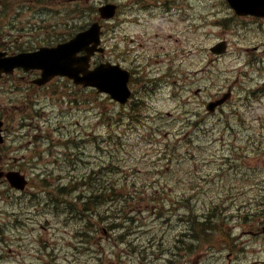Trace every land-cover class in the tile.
Segmentation results:
<instances>
[{
	"label": "rangeland",
	"instance_id": "rangeland-1",
	"mask_svg": "<svg viewBox=\"0 0 264 264\" xmlns=\"http://www.w3.org/2000/svg\"><path fill=\"white\" fill-rule=\"evenodd\" d=\"M1 1L6 3L7 8L4 12L11 14L15 13L17 4L22 0H0V6ZM77 1L79 2L75 7L77 12H80L83 7L86 6L89 11L88 14L93 15L95 18L98 17V14L95 13L96 8L106 0ZM192 2L196 5L198 11L202 12V14L199 15H202L203 18H205L207 16L205 10L211 6L209 0H203L202 4L193 0ZM221 2L222 0H219V3L217 2V4H219V9H224ZM227 13L230 14V11H227ZM17 15V21L12 26L6 25V23H9L10 21H4L1 18L0 26L5 23V26H3L1 30L8 32L11 30L10 28L21 27L25 14L19 12ZM227 18L229 17L223 16L221 21L216 22L217 26H223V28L229 30L231 22H228L226 20ZM133 26V24H129L127 25V28L131 30ZM202 28H206L208 33H213L209 38H213L216 34H221V37L224 35L222 29L213 27L211 18H207V21L203 22ZM114 30L115 28L113 27V29H111L109 24L105 25L104 42L109 49L113 48L118 43ZM236 31L242 36L240 43L244 46H252L260 39L264 42V36H255L252 29H246L240 25H236ZM13 32H23V30H13ZM61 33L67 34L68 30L66 28L61 29ZM130 33H132L131 36L135 39V41L130 44H133L134 46V54H138L141 50H136V46L141 41L138 38L137 32L130 31ZM227 34L231 33L227 31ZM197 35L198 31H196V36ZM224 37L228 40L232 38L229 35ZM128 39L129 36L127 30H125L124 40L120 45L124 47L127 46L129 44ZM235 46L236 49L241 52V48L237 45ZM228 48L229 54L225 58V62L221 65V68H232L238 73L244 67V61L240 57H235L236 52L234 46L229 44ZM246 52L249 53L250 50H246ZM241 54L244 55V52ZM109 55L112 57L111 59L114 60V52H109ZM255 56H261L262 62L259 63L260 66L248 65L247 67L251 71L260 69L256 77V82L257 84L262 85L263 82L260 80L264 78V52L261 54H255ZM122 57L130 59L127 50L123 52ZM141 78L142 76H140V79ZM242 79L247 80L245 77ZM163 81L167 82L165 77L163 78ZM182 83L183 81H181V85ZM198 85L203 87L202 83L199 82L197 85H192V87L187 89L185 87L166 88L165 85L150 88L147 94L141 96V105L137 103L133 111L131 110V117L133 119L131 122H124L121 118H118L116 106L108 100H106L103 108H99L98 95L91 93V98H96L95 100H91V104L72 105L70 107L68 103L60 102L55 103L54 106L50 105V108L44 109L40 113V127L46 122L48 127L44 126V128H48L49 132L53 133L55 138L59 141L65 134L59 131L58 126L66 124L71 134L83 133L97 136L100 141H95L94 145L101 144L103 146H108L105 139L108 137L112 129H116L119 136L115 137V143L120 145L124 153H128L132 157L131 160H135L134 165L131 167L134 171H138L136 175H132V172H124L123 174H127L128 178L131 177L136 182L164 181V179H166L165 182H186V189H182L181 186L178 185L169 186L167 188L168 200L173 201L177 194L182 192H186V194L192 192V195H197V198L193 199V202L189 206H186V211H188L190 215H195L196 212L206 207L204 203L208 204L209 202L216 200L218 194L222 195L223 193H226V189H229L233 182H252L256 180V176H254L250 181H241V177L238 175L240 171L237 170L238 172H236L233 166H228L224 156L227 153H232L234 151L233 147L238 146L244 147L245 151L249 153L250 147H247L252 144V142H250V135L258 134L264 124V93L258 98L250 95L248 106L232 109L227 107L223 110L217 111L214 116L209 117L203 105V96L207 91L201 94H195ZM248 85V83L244 84V87H247ZM57 96L62 98L64 95ZM101 111L104 114L101 116V119L105 121L104 125L97 120V115ZM166 112L172 114L168 116ZM129 113L130 112H123L122 115L125 117ZM187 116H190L189 119L191 123L189 124L186 121ZM119 119V125H116V121ZM227 122L230 123V126H227ZM74 123H81V125L77 124L74 126ZM192 123L193 125L190 126ZM237 126L242 130L247 129L249 132L244 134H242V132H240V134L233 132L232 128H236ZM227 128L230 132H227ZM192 134L196 135L191 136ZM91 139L93 140V138ZM86 145L89 147L91 142L86 143ZM263 147V143L255 145L256 151L261 150ZM164 148L169 149L170 153L176 154L174 162L169 166H166V163L164 162L152 163V161L158 158V151H162ZM193 152V158H191L189 154H192ZM233 157L234 156L231 158ZM85 160L89 161L85 163L87 166H97L99 164L97 150H93L91 147L85 156ZM255 162H257V164H254ZM193 163H195V167H198L195 170L205 173L206 175L210 174L215 179V182L204 183L202 182V178H198V176L188 178L186 170ZM243 167H245L243 170L245 174H249L250 169L258 171L262 169L264 170V153L258 156L248 154L246 163ZM162 168L164 169L162 174L154 173V169L160 170ZM218 172H221L219 177H214L215 175H218ZM61 173L69 174L71 172ZM57 174L58 173H54V177L57 176ZM160 177L164 179H161ZM114 179L118 183H121L124 180H118L116 177H114ZM51 181H53L52 177H48L44 180V182ZM54 181L57 182L56 180ZM128 182L133 181L130 180ZM219 187L223 188L219 189ZM116 190H118V193H122L127 191V188L119 186ZM141 191L151 193L157 191V189L144 188ZM134 196L136 197L138 195ZM142 197H149V194H145ZM101 200H104L102 201L104 208L109 199L103 197ZM64 201L66 200H59L57 206V214L64 217V219L60 220L59 217L58 219L48 217V222H45L43 219L42 224L44 228L38 227V232L35 233L43 235L46 242L52 243L53 247L57 250V252L54 251V253L57 254L55 256H57L58 262L66 263L65 261L68 262V258L69 264H131L133 262L135 259L133 253L137 250L133 249L128 254L122 242L119 241L118 243H114L113 239H108L110 236H105L104 233L102 234V231H99V228L101 227L100 224L104 218L99 216L96 218L90 217V221L89 217H86V225L82 229L81 223H76L75 221L70 223L68 221L69 218H66L67 216L75 218V214L72 211L77 205L71 203V208L67 209L68 203H66L64 205L62 204L60 207V204L64 203ZM163 203L165 204V209L163 210L154 204L159 208L157 212L160 214L166 213L170 209V205L166 202ZM92 212L90 214H92ZM174 214H177V212ZM173 216V213H171L166 216L165 219L172 218ZM104 223H107L109 226V232L112 236L118 235L114 226L115 216H112L110 220ZM146 224L148 223H145L144 225ZM57 226L58 229L56 228ZM0 229H3V226H1ZM147 229V231H149L148 233L152 230L156 232L160 231L158 224L148 225ZM88 231L91 235L86 234ZM91 240L93 241L91 242ZM101 240L103 241V244ZM216 241L217 239L214 240L215 243H212V245L216 246ZM98 245H100V248L102 249L101 254L92 252L93 248H97ZM259 246L261 250L258 248ZM206 247L209 254H211V250L215 249L210 245ZM163 253L164 252H159L157 256H154V264H159L163 261ZM184 254L186 256V264H202V260L206 257L203 256L200 250L195 252L187 251L186 245ZM51 256L53 255L51 254ZM72 256L74 259L73 262H71ZM244 256L245 258H251L252 260L264 259V240H257L249 243ZM145 257L146 256H143L142 260H144ZM212 260V264H228L226 251L220 253L214 250ZM168 264L175 263L169 261Z\"/></svg>",
	"mask_w": 264,
	"mask_h": 264
},
{
	"label": "flooded vegetation",
	"instance_id": "flooded-vegetation-1",
	"mask_svg": "<svg viewBox=\"0 0 264 264\" xmlns=\"http://www.w3.org/2000/svg\"><path fill=\"white\" fill-rule=\"evenodd\" d=\"M134 7L146 9H158L167 14L166 21L169 23L172 14H179L181 8L186 7V0H131ZM50 0H28L27 5L23 6L21 12H27V16L21 23L19 28H10L11 30L5 32L0 29V50L6 55H17L28 53L36 50L41 45H52L60 42L59 27L71 26L74 22L70 8L66 6L65 9L59 12L42 11V8H48ZM118 3V4H117ZM117 7L124 4V0H117ZM41 5V6H38ZM249 19L251 21H259L264 23V19L252 16H239L238 21L242 19ZM164 20L163 18L158 21ZM155 20L151 19L150 23L154 24ZM162 23L164 21H161ZM161 23V24H162ZM5 24V23H4ZM14 22L6 23L12 26ZM161 27V25H160ZM23 30V32H13V30ZM104 54H96V57H103ZM159 59H155L158 62ZM150 62L144 63L146 71L142 65H139L141 73L151 74L154 72L161 75L164 72L163 66H151L147 68ZM40 71L36 69L16 68L10 74H3L0 77V121H2L3 140L0 142V186L4 187L6 191H13L16 195L13 199L6 202L4 213L0 215L3 217V226L6 229L4 234L0 230V264H12V254L20 249H27L26 243L22 236L26 229L27 222H35L40 216L35 213L33 208L27 212H21L19 203L26 198L27 203L33 206V202L37 200L36 193L26 187L23 191H16L12 189L5 177L8 173L16 172L20 174L27 173L28 163L26 159L27 148L35 149L36 146H26L24 138L32 136L28 130V126L32 125L37 117V112L42 109L43 101L42 91L47 89L52 84V80L43 86H38L34 80L38 78ZM17 90V91H16ZM29 169L35 173L41 172L44 169H36L30 166ZM39 185L36 183V186ZM257 185V184H255ZM54 192L52 191L51 194ZM238 195V194H237ZM243 199L236 204L237 197L232 193L231 204L233 221L240 225L241 215L249 213L252 209L257 207V196L249 191H242ZM2 206H0L1 208ZM240 230L237 237L250 229L235 228L232 232V237L235 242L236 231ZM35 242L41 246V240L36 239ZM35 248V247H34ZM18 260V259H16ZM15 264H25L22 262H14ZM53 264V262H50ZM229 264H238L236 261H230ZM242 264V263H239Z\"/></svg>",
	"mask_w": 264,
	"mask_h": 264
},
{
	"label": "water",
	"instance_id": "water-1",
	"mask_svg": "<svg viewBox=\"0 0 264 264\" xmlns=\"http://www.w3.org/2000/svg\"><path fill=\"white\" fill-rule=\"evenodd\" d=\"M230 4L241 12H246L247 7L250 5V0H229ZM101 15L103 17H109L113 13V6L106 5L100 8ZM99 26L94 23L89 30L82 34H79L75 40L68 41L64 44H60L56 47L45 49L49 61L47 62V70L53 72H67L73 70L74 63L72 55L75 56L76 50L85 48L88 50L87 45L90 43H98ZM223 47L217 48L222 50ZM89 51V50H88ZM53 54V59L51 56ZM77 61H86L88 56L76 57ZM14 61V59L12 60ZM22 64V62L14 61L11 65ZM40 66V61L37 64ZM100 89L107 90L113 94L114 97L122 99L121 96L125 92V77H121L113 67L105 68L101 66L95 83ZM264 230V228H263Z\"/></svg>",
	"mask_w": 264,
	"mask_h": 264
},
{
	"label": "trees",
	"instance_id": "trees-1",
	"mask_svg": "<svg viewBox=\"0 0 264 264\" xmlns=\"http://www.w3.org/2000/svg\"><path fill=\"white\" fill-rule=\"evenodd\" d=\"M107 175H109V174H107ZM62 176H60V178H61ZM111 182H112V179H107V184H108V186H106V191L108 192V193H110L112 190H113V187L111 186ZM99 197H101V195L99 196ZM216 218L217 217H215V218H213V220L212 221H216ZM222 219V218H221ZM223 220V219H222ZM208 222L206 221V219L204 218L203 219V221H199V226H200V228H196L195 229V231L196 230H198V231H201L203 234H205L206 233V231H208V229L205 227V225L207 224ZM225 226H226V222L223 220V222H222V224H221V226L219 225V224H214V226H210L209 227V229H215V230H218V229H220L221 227H222V229H224V230H226V228H225ZM194 231V232H195ZM194 232H193V234H194ZM211 234L210 233H208V236H210ZM222 240H224V241H228V238H227V236H223L222 237ZM221 244L223 245V243L221 242Z\"/></svg>",
	"mask_w": 264,
	"mask_h": 264
}]
</instances>
